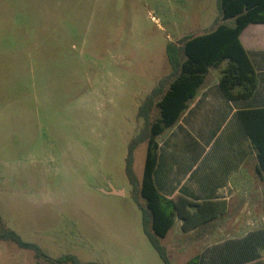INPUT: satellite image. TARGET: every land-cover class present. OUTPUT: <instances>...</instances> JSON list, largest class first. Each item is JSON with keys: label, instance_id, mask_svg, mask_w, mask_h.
Here are the masks:
<instances>
[{"label": "rangeland", "instance_id": "1", "mask_svg": "<svg viewBox=\"0 0 264 264\" xmlns=\"http://www.w3.org/2000/svg\"><path fill=\"white\" fill-rule=\"evenodd\" d=\"M217 15L218 0L64 1L65 61L58 75L53 65L44 70L26 58L0 80V233L13 229L54 259L163 264L144 233L126 157L144 126L140 105L172 70L167 44L205 32ZM158 116L156 107L153 119ZM147 146L135 150L140 180ZM245 184L213 224L187 233L177 218L162 239L173 264L258 224L264 207ZM113 187L125 195L108 193ZM182 243L189 251L179 250ZM0 264L53 263L0 239Z\"/></svg>", "mask_w": 264, "mask_h": 264}, {"label": "crops", "instance_id": "2", "mask_svg": "<svg viewBox=\"0 0 264 264\" xmlns=\"http://www.w3.org/2000/svg\"><path fill=\"white\" fill-rule=\"evenodd\" d=\"M64 1L0 0V80L10 65L26 63V58L44 70L53 65L58 75L65 61ZM240 37L256 69L258 87L249 98L231 100L220 86V69L217 75L210 70L179 121L157 138L154 181L168 198L220 199L230 208L249 181V191L258 193L255 205L264 207V174L239 116L240 110H264V23L249 24ZM255 122L264 140V111L256 113ZM107 192L125 195L115 187ZM257 221L204 244L196 254L199 264H264V216ZM179 250L189 251V243L180 244Z\"/></svg>", "mask_w": 264, "mask_h": 264}, {"label": "trees", "instance_id": "3", "mask_svg": "<svg viewBox=\"0 0 264 264\" xmlns=\"http://www.w3.org/2000/svg\"><path fill=\"white\" fill-rule=\"evenodd\" d=\"M251 23H264V0H218V15L208 30L186 34L178 41L167 44L172 70L160 78L139 107V117L144 120V126L129 144L126 173L133 198L142 211L144 233L160 254L163 264H172L162 239L175 225L177 218L182 219L184 231L198 230L226 214L229 204L220 199L197 202L186 196L176 199L164 196L154 181L158 162L157 138L179 121L211 69H220V86L229 99H245L254 94L258 87L257 72L240 37ZM156 107L159 108V116L153 119ZM260 111L264 110H240L239 116L257 150L259 172L264 174V140L255 122V115ZM261 128H264L263 124ZM143 142H147L148 146L140 180L134 162L135 150ZM0 239L14 241L22 248L35 251L38 259H46L53 264H102L81 262L75 255L54 259L38 244L25 241L10 228L0 233ZM199 258V254L195 255L185 264H199Z\"/></svg>", "mask_w": 264, "mask_h": 264}]
</instances>
